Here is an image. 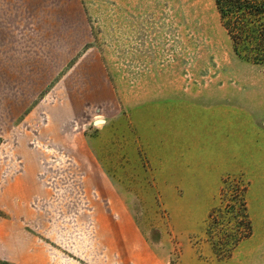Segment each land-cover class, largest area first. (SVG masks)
Instances as JSON below:
<instances>
[{"label":"rangeland","instance_id":"rangeland-1","mask_svg":"<svg viewBox=\"0 0 264 264\" xmlns=\"http://www.w3.org/2000/svg\"><path fill=\"white\" fill-rule=\"evenodd\" d=\"M8 186L48 264H264V62L214 0H0Z\"/></svg>","mask_w":264,"mask_h":264},{"label":"trees","instance_id":"trees-1","mask_svg":"<svg viewBox=\"0 0 264 264\" xmlns=\"http://www.w3.org/2000/svg\"><path fill=\"white\" fill-rule=\"evenodd\" d=\"M222 25L232 42L234 52L255 63L264 62V0H214ZM221 198L229 202L234 228L243 225L246 233L239 235L229 232V249L220 250L215 243L212 247L220 256H226L250 231V221L246 213L244 187L236 181H224ZM231 202V203H230ZM236 205L235 207L233 206ZM226 207V205H225Z\"/></svg>","mask_w":264,"mask_h":264},{"label":"crops","instance_id":"crops-1","mask_svg":"<svg viewBox=\"0 0 264 264\" xmlns=\"http://www.w3.org/2000/svg\"><path fill=\"white\" fill-rule=\"evenodd\" d=\"M1 195L0 264H48L42 244L26 229L24 196L10 186L3 188Z\"/></svg>","mask_w":264,"mask_h":264},{"label":"water","instance_id":"water-1","mask_svg":"<svg viewBox=\"0 0 264 264\" xmlns=\"http://www.w3.org/2000/svg\"><path fill=\"white\" fill-rule=\"evenodd\" d=\"M95 123H97V120L96 121H94ZM101 122V121H100Z\"/></svg>","mask_w":264,"mask_h":264}]
</instances>
